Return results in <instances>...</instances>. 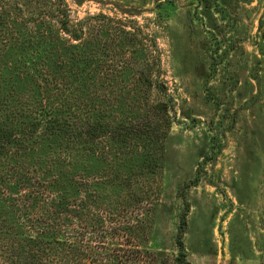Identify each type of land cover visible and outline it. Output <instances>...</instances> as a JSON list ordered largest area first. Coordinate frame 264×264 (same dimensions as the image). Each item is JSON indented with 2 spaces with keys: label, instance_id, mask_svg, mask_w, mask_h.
Masks as SVG:
<instances>
[{
  "label": "rangeland",
  "instance_id": "obj_1",
  "mask_svg": "<svg viewBox=\"0 0 264 264\" xmlns=\"http://www.w3.org/2000/svg\"><path fill=\"white\" fill-rule=\"evenodd\" d=\"M52 2L0 0V13L9 4L30 22L55 12ZM64 8L73 24L103 15L127 25L122 34L92 20L84 32L106 41L122 35L116 48L125 58L112 64L127 59L130 66L115 79L147 77L165 93H150L153 103L170 108V122L158 121L159 137L148 144L156 147L152 169L120 154L98 156L79 171L84 179L117 171L149 183L141 196L151 211L143 210L148 199L137 206L145 229L136 245L146 264H175L179 230L189 264H264V0H64ZM49 26L57 22L37 27ZM54 150L39 146L32 165L61 157ZM97 192L116 216L133 202L126 187L100 184Z\"/></svg>",
  "mask_w": 264,
  "mask_h": 264
},
{
  "label": "trees",
  "instance_id": "obj_2",
  "mask_svg": "<svg viewBox=\"0 0 264 264\" xmlns=\"http://www.w3.org/2000/svg\"><path fill=\"white\" fill-rule=\"evenodd\" d=\"M52 5L55 12L39 13L31 23L12 15L9 4L0 13V264H146L136 245L145 229L137 206L148 199L141 194L149 183L117 171L113 177L90 171L84 179L79 171L98 156L108 161L120 154L127 161L143 159L142 169H152L156 123L170 122V108L154 104L150 93H165L147 77L115 79L130 66L127 59L117 61L125 58L116 48L122 35L106 41L94 29L84 32L92 20L122 34L127 25L103 15L73 24L64 0ZM49 19L56 29L39 30ZM39 146L61 157L38 159L34 166ZM100 184L128 188L133 202L116 216L101 206ZM17 187L21 191L12 195ZM181 237L179 230L174 262L189 264Z\"/></svg>",
  "mask_w": 264,
  "mask_h": 264
}]
</instances>
